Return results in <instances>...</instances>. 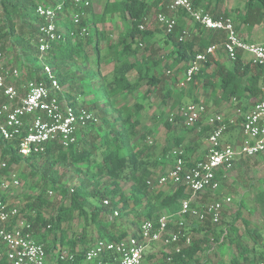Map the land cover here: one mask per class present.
I'll list each match as a JSON object with an SVG mask.
<instances>
[{
  "label": "trees",
  "instance_id": "obj_1",
  "mask_svg": "<svg viewBox=\"0 0 264 264\" xmlns=\"http://www.w3.org/2000/svg\"><path fill=\"white\" fill-rule=\"evenodd\" d=\"M40 3L42 0H0V6L3 9V19L0 20V50L6 53L12 46H18L23 57L20 66L25 69V79L37 77L38 80H44L38 64L36 42L38 24L42 23V20L36 15V8ZM166 3L167 0H152L150 2L148 0H108L104 6V12L100 16L93 15L91 18L82 21L80 27L88 28V36L81 37L79 34L75 37L69 36L66 42L56 43L53 49L49 51L50 65L56 72L61 85L65 86L69 80V74L65 72L64 62L74 60L77 52L82 53L85 47L93 46L96 53V66H100L103 48L101 45L107 39L105 31L98 28L103 18L108 15L111 18L120 15L122 19L130 21V26L119 35L116 44L105 41L106 48L109 49V54H112L116 64L111 78L106 79L104 77V81L97 84V88L101 92L98 98L89 104L95 109L102 106V121L105 129L100 132L101 128L99 127V130L94 132L97 124L93 122L81 132L72 149L67 151L55 145L48 147L45 154L30 157L19 155L15 143L8 144L0 138V161H6L8 169L13 165H25L30 169L28 175L24 172L19 173L21 180L28 181V177L37 178L36 183L31 187L33 191L24 196L27 201L22 207L21 213L32 223L35 237L45 245L54 264H83L86 251L99 240L118 241L127 238L129 234L126 231L116 232L112 227V222L116 218L105 220L104 217L109 210L115 211L122 205L119 211L116 210L118 216L119 214L123 216L129 211H135V215L143 216L145 220L156 221L163 214H177L181 210V202L190 197V193L184 186H178L172 192L165 193L163 190L157 189L158 187L148 184L151 172L144 169L147 162H144L145 165H143L140 161V155L146 146L140 150L139 146L133 144V140L138 136L140 115L144 109L143 104L136 103L132 107L123 105L119 108H113L114 98L119 94L139 95L143 82H146L148 86V90L141 96L143 100L160 89H163L162 94L165 98L172 97L176 90L172 88V83L174 85L180 84L182 70L189 67V63L198 53L223 40V33L215 31H200L198 35H191L182 40L185 25L177 21L174 31L165 36V44L170 46L172 50L167 55L160 56L158 49L153 45L155 33L148 28L141 30L140 27L146 25V19L155 8L162 11L165 9ZM192 3L197 8L203 7L202 0H192ZM243 11L244 14H241L240 18L245 25L253 27L261 24L264 21V0L245 2ZM180 13L186 15L183 11ZM18 20L27 22L29 29L24 31L25 27L19 26ZM66 27L73 31L77 29L70 23L66 24ZM142 48L149 50V54L141 63L128 59L122 60L124 57L139 54L143 50ZM212 59L209 58L206 66L194 76L187 90L181 88L177 92V95L180 96V102L175 101L171 105L173 109L176 105H180L186 96L191 98V93L195 91L201 81L206 88L214 86L219 89L223 101L229 102L237 98L240 102L245 100H254L255 102L258 99L262 93L264 66H254L250 62L245 63L243 55L239 54L236 61H229L231 66L225 63L217 64L215 72L218 80L212 82L210 74L207 73L212 65ZM169 61L170 63H168ZM171 70H177V72H174V77L170 80L166 75L171 73ZM132 72L137 75L134 79L130 78ZM89 85L88 83L87 88L89 87V90L94 91ZM161 85L162 88H160ZM67 98L75 107H84L76 103L77 101L73 98L70 90H68ZM2 100L3 98L0 97V101ZM193 102H197V100ZM106 107L114 110L113 120L108 118L105 111ZM169 119L165 120V127L171 129L173 123ZM203 133L209 136L210 129L206 127ZM182 142L183 140L179 138L176 140V146H181ZM164 154L166 156L168 150L165 149ZM186 161L191 163L188 158ZM60 164L82 166L76 170L79 184L75 189H72L73 192L63 182L64 175L60 173ZM224 176L225 170H221L217 174L220 182ZM120 182H134L129 194L123 191ZM36 190H38L37 194L34 192ZM49 190L58 194L59 199L53 201L47 198ZM69 196L70 205L66 206L65 198ZM105 200H108L109 204L106 205ZM259 200L263 205L264 190L261 192ZM131 202L134 204L133 209L130 207ZM90 204L97 205L96 209L91 210ZM243 207L245 204L242 200L234 218L229 220L225 217L222 219L224 226L221 225L222 221L220 224H213L210 220L205 222L193 220L191 231L200 233L207 230L208 235L206 238H192L190 246L184 247L181 253L174 255L175 263L201 264V260L197 256L206 249L212 250V242L218 244L222 256H226L228 245H234L236 238L238 255L230 257L228 262L221 261L220 264H255L256 258L250 259L249 256L252 251L259 249V239L264 241V237L259 232L252 233L248 230L249 236L255 243L252 250L243 246L238 240V221L242 220L244 226L247 229L249 227V221L243 217ZM50 208L56 209V215L47 218L46 211ZM75 216L80 217V221H82V235L69 236L68 232L62 229V225L66 222L71 223ZM91 224L98 227L99 233L94 243L88 239L87 233ZM59 233L61 247L56 244ZM51 234L54 235L53 242H49L48 239ZM137 234L138 232L134 236ZM186 234L188 235V233ZM78 243H81L85 248L78 251ZM65 247L69 248L71 253L75 255L74 262H60L57 259L59 251ZM260 250H262L260 252L261 261L264 262V250L263 248ZM0 264L9 263L6 259H2ZM203 264H210V262L207 261Z\"/></svg>",
  "mask_w": 264,
  "mask_h": 264
},
{
  "label": "built area",
  "instance_id": "obj_2",
  "mask_svg": "<svg viewBox=\"0 0 264 264\" xmlns=\"http://www.w3.org/2000/svg\"><path fill=\"white\" fill-rule=\"evenodd\" d=\"M91 6L92 0H42L37 6L36 15L42 20L36 35L38 64L44 80L37 77L24 80L21 69L11 65L0 50V97L3 98L0 101V138L8 144L15 143L18 154L23 157L45 154L48 147L55 145L68 151L75 146L81 132L96 121V113L71 104L48 56L56 43L66 42L69 36L89 35L87 27L80 25L88 18ZM179 11H184L201 30L224 34L222 41L208 46L192 59L180 88H186L208 59L216 58L219 53H224L230 61H236L239 54H247L252 65L264 66V43L245 41L232 18L216 19L197 9L192 0H168L167 12L157 13L156 21L165 34L174 31L177 25L174 14ZM149 22L147 18L146 25ZM66 23L77 29L66 28ZM146 25L140 29H146ZM189 37L190 33L184 30L182 40ZM233 101L235 107L229 114H213L205 103H190L178 107L170 115L171 123L181 120L188 128H199L205 123L210 129L203 160L189 164L183 151L175 149L174 166L157 180L159 186H184L190 193L189 199L181 202L177 214H165L156 221L144 220L137 236L118 241L99 240L86 251L83 264H152L146 257L147 249L150 244L159 243L165 247L174 246L162 264H176L174 255L181 253L192 241L185 233L187 217L198 222L221 223L225 206L232 203V198L219 195L208 204L201 199L205 194L219 191L217 174L221 170H228L237 160L264 153V82L261 95L249 110L239 107L236 98ZM233 127L241 128L242 137L235 143L224 142L225 135ZM15 166L8 169L6 161H0V260L6 259L9 264H54L45 245L35 237L32 223L21 213L22 208L11 201L12 195L22 187ZM47 194L53 196L55 193L49 190ZM104 203L107 205L109 201ZM114 215L118 216V212ZM57 259L74 262L76 257L65 248L59 251Z\"/></svg>",
  "mask_w": 264,
  "mask_h": 264
},
{
  "label": "rangeland",
  "instance_id": "obj_3",
  "mask_svg": "<svg viewBox=\"0 0 264 264\" xmlns=\"http://www.w3.org/2000/svg\"><path fill=\"white\" fill-rule=\"evenodd\" d=\"M108 0H93L92 3V9L94 12L101 14L104 12V6ZM115 1V0H111ZM165 4V2H163ZM164 10H156V8L152 11V13L149 15V25L146 26L150 31L155 33V43L153 44L155 48L158 49L159 55H167L172 49L170 46H167L165 44V36L166 34L164 31L159 27L157 21H156V15L159 12H165L166 11V5ZM176 19L179 23H182L185 25V28L188 30V32L191 34L190 30L196 29L194 27V24L189 21L188 17L185 16L183 13H177L175 14ZM3 19V9L0 6V20ZM189 22V25L187 23ZM19 26L23 25L25 27L24 31L29 29V24L27 22H22V20H18L17 23ZM130 26V21L128 19H122L120 15H116L114 18L107 17L103 24L101 26L99 25L98 28L100 30H104L107 36V39L105 41H109L111 44H116L119 39V35L124 32L128 27ZM200 32V31H199ZM14 39H16L14 37ZM103 42L101 46H103L101 50L102 55V62L100 63V66H96V53L94 52L93 46L89 45L83 49V52H77V54L74 57V60L72 61H65L63 65L65 67V72L69 74V80L65 83L66 89L68 88L73 96L74 99H76V103L83 105L87 109L93 111L96 113V130L94 132H97L99 130V127L101 128L100 132L105 129V126L102 121V112L101 107L99 109L92 108L89 106V104H92L94 99L98 98L99 93L101 92L97 88V84L99 82H103V78L106 77V79H110L115 67V59L112 56V54H109V49L106 48V42ZM75 42V40H74ZM143 49V48H142ZM108 54V55H107ZM149 54V50L143 49L141 52L135 56H128L127 58L124 57V59H128L129 61H136L141 63L145 60L147 55ZM7 60L9 63H13L11 65L18 67L21 69L24 80H25V69L21 68V61H22V55L21 51L18 48V46H12L8 52L5 53ZM84 55V57H83ZM221 59V58H220ZM225 60V59H224ZM227 61V60H225ZM224 61V62H225ZM170 63V61L168 62ZM230 63V62H228ZM214 69V67H213ZM213 69L212 72H213ZM184 71V70H182ZM174 72H177V70L172 71L168 75H166L170 80L174 77ZM136 73L132 72L130 74V78L134 79L136 78ZM184 78V75H182V79ZM23 80V81H24ZM71 82V84H70ZM88 83L94 91L89 90L90 88L88 86ZM87 88V89H86ZM162 88V85L160 86ZM172 88H175V93L170 98H165L162 94V90L153 92L146 100H143L141 96L148 90V86L146 82L142 83V89L140 91V94L136 96H130L125 94H119L114 98V107L113 108H119L123 105H127L129 107H132L134 104L139 103L143 104L144 109L141 111L140 115V125L138 127V136L133 140V144L139 146V149L143 150L144 146L146 148L143 150L142 154L140 155V161L145 165L144 162H149L146 165L151 164V160H153L155 163L156 160L160 158L164 154V150H168V155L170 152L177 148L180 149V146H176V140L180 138V131L187 132V137L189 138V148L192 151H188V154L191 153L194 158H197L200 155H203L208 147L207 138L208 134L205 133H198L196 128H187L186 126L180 124L179 122L177 124L172 125L171 129H168L165 127V120L167 118H170V115L180 106L186 105V98L182 100V103L179 105H176L175 109L171 107V105L175 101L180 102V96L177 95V92L180 91L179 85H174L172 83ZM211 94V93H210ZM210 94H205L203 97L205 98V101L202 99L204 103H206L209 111L212 109L217 110L219 112L224 113H230V111L227 109V106H215L214 104L209 103V96ZM192 102V99L188 101V103ZM251 102H253L251 100ZM102 105V104H100ZM105 111L108 114V118L110 120H113L114 118V110L110 109L109 107L105 108ZM135 119V118H133ZM181 128V129H180ZM238 133V130L235 131L233 134H228L224 137V142L229 140V138L233 135ZM238 137V136H237ZM147 144V145H145ZM186 148V147H185ZM184 148V149H185ZM183 149V147H182ZM187 149V148H186ZM170 150V151H169ZM187 153V152H186ZM191 157V156H190ZM193 162V161H192ZM153 165V164H152ZM153 166V169L155 172H153V175L149 177V181L152 182L153 187H158L157 189L163 190L165 193L172 192L176 187L172 186H159L157 184L158 177L161 176L165 168H161L160 166ZM16 171L18 173L24 172L26 175L30 173V169L25 167V165L15 166ZM81 168L82 166H78L76 164H60L59 169L60 173L64 175L63 182L70 188V190L75 189L77 185L79 184V178L76 174L77 168ZM28 181L21 180L22 181V187L16 191L12 197L11 201L14 205L19 206L22 208L24 204L26 203L27 199L24 197L26 194H29L33 191L31 190V187L36 183V179H32L28 177ZM264 153L260 154L254 158H243L240 160H237L234 162L231 168L225 171V176L220 182V190L219 192L215 194H205L201 201L202 203L208 204L212 203L219 195L220 196H229L232 198V203L228 206H225L223 218L231 219L234 218L237 210L239 209L240 201L243 200L245 207L242 208L243 217L249 221V227L247 229L246 226H244L243 221L239 220L237 223V227L239 229V238L238 240L242 243L243 246H247L250 250H252L255 246L254 241L248 234V230H250L252 233L259 232L264 237V204L262 205L259 201V196L261 192L264 190ZM121 186L123 188V191L126 194L130 193L131 185L134 182L126 183V182H120ZM36 194L38 193V190L34 191ZM73 192V191H71ZM47 198L50 200H57L59 199L58 194H54L53 196H49L47 194ZM66 202L65 205H70V196L68 198H65ZM134 204L131 202L130 207L133 209ZM97 205L90 204L89 208L91 210H95ZM122 205H120L116 210H120ZM115 210V211H116ZM141 210V209H139ZM113 210H109L108 214L104 217L105 220H113L112 227L116 232L120 231H126L129 236H134L138 232V228L141 225V223L145 220L143 216H137L135 215V211H129V213H124L123 216L119 214V216H115ZM47 218H52L56 215V209L50 208L46 211ZM165 215V214H163ZM168 215V214H167ZM188 226L186 227L185 233H188V236L192 238H206L208 235L207 230L196 233L191 231V223L193 220L187 219ZM224 222L222 221L221 225H223ZM224 226V225H223ZM62 229L66 230L68 232L69 236L73 235H82V221H80V217L75 216L74 220L71 223H64L62 225ZM88 233V239H91L94 243L95 240L98 238V227L94 225H90V227L87 229ZM49 242H53L54 235L51 234L49 237ZM236 241L234 245H228V254L226 256H222L221 250L219 249V245L215 244L214 242L211 243V246H213L212 250L206 249L204 252L200 253L197 257L201 260V264L209 261L210 264H220L221 261H229V258L232 256H237L238 252L236 250ZM58 247H61V241H60V233L58 234L57 242ZM259 249L256 251H252L249 258L253 259L256 258L257 262L262 260L261 251L260 248H263L264 250V241L259 239ZM85 246H83L81 243H78V250H83ZM166 248L163 246L162 243L159 244H150L149 251L152 250L158 251V257L156 259L155 256L151 257L152 262L156 264H162L163 263V257L162 252ZM154 259V260H153ZM158 262V263H157Z\"/></svg>",
  "mask_w": 264,
  "mask_h": 264
},
{
  "label": "crops",
  "instance_id": "obj_4",
  "mask_svg": "<svg viewBox=\"0 0 264 264\" xmlns=\"http://www.w3.org/2000/svg\"><path fill=\"white\" fill-rule=\"evenodd\" d=\"M148 1L150 2L152 0H148ZM202 1H203V7H199V8L196 7L197 9H201V10L209 13L211 16H213L216 19H220V18H232L235 21V23L237 25V28H238V30H239L242 38L245 41H247L249 43H255V44L264 43V21L261 24H258V25H255V26L252 27V26L245 25L242 22L241 18H240L241 14H244V11H243L244 4H245V1L244 0H202ZM92 3H93V0H92ZM167 4H168V0H167V3H166V11L165 12H167ZM177 13H180V11L177 12ZM177 13H175V14H177ZM101 14H98V13L94 12L93 9H92V6H91L90 10L88 11V18L87 19L91 18L93 15H95L96 17H98ZM185 16L188 17L187 14ZM107 17H110V15L106 16L105 18H103V20L101 21V23H99L100 26H101V24H103V22L105 21V19ZM188 19H189L190 22H192L194 24V27L196 28L193 31L190 30L192 35H198L200 33L199 31H201V32H209L207 30H201L200 29V26L198 24H196L195 22H193L189 17H188ZM66 24H68V23H66ZM66 24H65V27H66ZM99 25H98V27H99ZM187 25H189V22L187 23ZM184 30H187V29L185 28ZM88 32H89V30H88ZM223 36H224V34H223ZM242 55H243V58H244V62L245 63H249L250 57L247 54H242ZM224 59L227 60V61H225ZM229 61L230 60L227 59V57H226V55L224 53H219L216 58H213L212 59V65L209 67L208 72H207V73L210 74L212 82H216L218 80V76L216 75V72H215V70L217 69V64L218 63H225V64H228V66H231V64L228 63ZM213 67H214V69H213ZM211 69H213V72H212ZM184 73H185V70L181 74L180 80L182 78V75H184ZM185 89L187 90L188 89V86ZM66 90H67V95H68V90L69 89L67 88ZM205 94L206 95L207 94H210L211 95V96H209V103L210 104H214L217 107L218 106H221L220 108H222V106H224V107L227 106V109L229 108L228 110L230 111V113H231V111L235 107V104H234L233 99L231 101H229V102L228 101H223L222 98H221V91L219 89L215 88L214 86H209L208 88H206L203 85V81H201V82L198 83L195 91L191 93V98L189 96H186L185 97L186 98V103H187L186 105H188L190 103H204L201 100L203 99L205 101V98L203 97ZM191 99H192V102L188 103V101L191 100ZM194 100H197V102H193ZM252 101L253 102H251V100L250 101L249 100H245V101H241L240 102L239 99H237V102H238L237 105L239 107L243 108L244 110H249L252 107V105L254 104V100H252ZM78 105H80V104H78ZM84 108H86V107H84ZM210 113L217 114V113H222V112H219L217 110L212 109L210 111ZM180 122H181L180 124L184 125V123L182 121H180ZM206 127L207 126L205 125V123H202L201 126L199 128H196V129H197L198 133L200 134V133H202L204 131V129ZM237 130H238V133H236L235 135H233L232 138L230 137L229 140H227L226 142H228V143H235V142H237L242 137V133H241V128L240 127H233V128H231L225 136H227L228 134L229 135L230 134H233ZM209 135H210V133H209ZM180 138L183 140L182 145L180 146V149L183 151V153L185 155V158L190 159L191 164H193L194 162L203 160L206 157L207 150H206V152L203 155H200L197 158H194V156H192L191 153L188 154V151H191V150H190V148H189L190 146L188 144L189 143V141H188L189 138L187 137V132L180 131ZM208 138H209V136H208ZM208 138H207V143H208ZM182 147H183V149H182ZM175 149H177V148H175ZM175 149H173V150H175ZM173 150L170 152L169 155L167 154L165 156V154H163L160 158H158L156 160L157 162H155V163H152L154 161L151 160V164L150 165H146L144 167V169L145 170H148L153 175V172H155V170L153 169V166H155V164H157L156 166H160L161 168H165V171H164L163 174L167 173L169 170H171V168L174 166V163H175V157L173 155ZM147 163H149V162H147ZM166 186L178 187V186H174L172 184H168ZM172 228H173V226H172ZM65 248H67V247H65ZM165 248L166 249L163 250V252L161 254L162 257H163V262L166 260V258L168 256V254H167L168 251L173 250L174 249V246H169V247H165ZM67 249H69V248H67ZM153 256H155L156 259H157V257H158V251L152 250L150 252L149 251V248H148L147 249V253H146L147 259L152 264H156V262L155 263L152 262L151 257H153Z\"/></svg>",
  "mask_w": 264,
  "mask_h": 264
}]
</instances>
